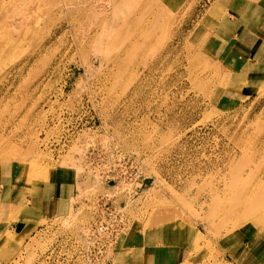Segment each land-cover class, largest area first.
I'll list each match as a JSON object with an SVG mask.
<instances>
[{
	"label": "rangeland",
	"instance_id": "374dc122",
	"mask_svg": "<svg viewBox=\"0 0 264 264\" xmlns=\"http://www.w3.org/2000/svg\"><path fill=\"white\" fill-rule=\"evenodd\" d=\"M259 4L264 14V0H0V174L27 191L57 172L77 184L64 212L23 231L0 222V264L32 263L48 219L81 224L83 199L103 189L99 154L115 151L144 184L113 190L128 222L108 264H151L143 235L156 264L264 262L253 257L264 251L263 64L240 63L222 38Z\"/></svg>",
	"mask_w": 264,
	"mask_h": 264
},
{
	"label": "built area",
	"instance_id": "2783aa9c",
	"mask_svg": "<svg viewBox=\"0 0 264 264\" xmlns=\"http://www.w3.org/2000/svg\"><path fill=\"white\" fill-rule=\"evenodd\" d=\"M100 154L102 168L97 178L103 189L95 196L83 199V222L66 226L59 219L46 220L33 234L44 240L45 246L36 252L30 264H108L109 252L128 222L124 206L117 201L118 195L113 190L116 186L128 184L136 193L143 187L144 176L126 154L118 151ZM82 159L83 170L93 171L89 167L88 150ZM123 164L127 165L124 170ZM22 254L24 257L25 253Z\"/></svg>",
	"mask_w": 264,
	"mask_h": 264
},
{
	"label": "crops",
	"instance_id": "0c3cea01",
	"mask_svg": "<svg viewBox=\"0 0 264 264\" xmlns=\"http://www.w3.org/2000/svg\"><path fill=\"white\" fill-rule=\"evenodd\" d=\"M259 9H261L260 4L255 8L244 9L243 13L238 12L232 15L231 20L230 18L226 20L227 28L222 38L228 48L227 53H232L231 55L237 58V61L250 67V63L258 61L263 64V67H260L263 68L261 71L264 75V14H261ZM2 175L0 174V222L11 216L12 220H18L14 227L23 231L38 218H48L64 212L59 211V207L67 210L71 206L74 207L73 196L77 186L75 176L70 177L66 173L57 172L50 175L46 182L42 184L37 182L33 189L28 188L30 191H27L25 183L9 181ZM152 239L153 237L143 235L142 247L148 248V251L146 250L147 254L142 257L148 259L151 264H156L158 257L154 248L157 246L155 242H150ZM250 246L249 243L239 245L240 250L237 256L248 259L250 251L253 250ZM263 252H254V259L263 260Z\"/></svg>",
	"mask_w": 264,
	"mask_h": 264
},
{
	"label": "bare ground",
	"instance_id": "6f19581e",
	"mask_svg": "<svg viewBox=\"0 0 264 264\" xmlns=\"http://www.w3.org/2000/svg\"><path fill=\"white\" fill-rule=\"evenodd\" d=\"M99 9H100V7H99ZM99 9H98V10H99ZM249 192H250V191H249ZM246 193H247V192H246ZM246 193H245V194H246ZM247 194H248V193H247ZM250 198H251V195H250V194H249V195H245V196L242 197V198H236V199H237L236 202H237V203H241V202H242V203H245L246 200H249ZM256 198H257V200H256L257 202H260V201H261V198H260L259 196H257ZM256 198H255V199H256ZM255 199H254V200H255ZM152 256H153V254H152ZM152 260H153V259H152Z\"/></svg>",
	"mask_w": 264,
	"mask_h": 264
}]
</instances>
